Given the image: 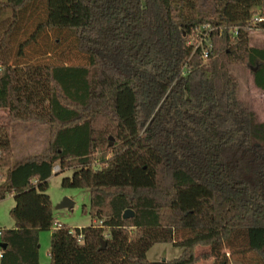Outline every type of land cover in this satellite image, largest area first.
Wrapping results in <instances>:
<instances>
[{"label": "trees", "instance_id": "obj_1", "mask_svg": "<svg viewBox=\"0 0 264 264\" xmlns=\"http://www.w3.org/2000/svg\"><path fill=\"white\" fill-rule=\"evenodd\" d=\"M203 24L206 59L189 42ZM255 28L264 0H0V200L14 199L0 264H39L42 230L50 264H264V122L231 70L264 92ZM46 32H68L81 61H21ZM16 123L47 126L45 148L13 160ZM56 164L76 168L62 186L89 190V226L54 225ZM156 243L182 251L149 261Z\"/></svg>", "mask_w": 264, "mask_h": 264}, {"label": "rangeland", "instance_id": "obj_2", "mask_svg": "<svg viewBox=\"0 0 264 264\" xmlns=\"http://www.w3.org/2000/svg\"><path fill=\"white\" fill-rule=\"evenodd\" d=\"M37 16L28 18L21 32L20 39L25 38L31 31ZM58 37V38H57ZM249 44L258 48L264 47V31L251 30L249 33ZM24 55L21 61L34 62H77L81 57L73 47V38L68 32L57 34L46 32L35 43H31L24 48ZM232 73L238 81L239 97L256 113V121L264 122V92L253 83L251 69L244 64H234L231 67ZM7 111L0 110V124L7 123ZM48 128L45 125L34 123H16L11 134V144L13 149V160L19 161L24 157L41 152L47 144ZM113 142V140H110ZM59 168V165L56 164ZM54 168V167H53ZM75 167H67L58 171H52L49 177V187L47 190L52 200V216L54 225L62 223L71 229L89 226L92 218L89 214V190L87 188L64 187L62 179L71 177ZM5 173V170L2 171ZM4 177H0V184ZM72 202L71 206H59L64 199ZM14 205L12 196L7 195L0 200V226L10 228L14 221L9 215L10 208ZM50 230L39 232V264H50L49 246ZM206 246H198L195 249L196 254L208 251ZM182 249L171 243H156L146 251V257L149 261H158L161 259H173L180 255ZM197 264H212V259L200 260ZM232 264H240L232 261Z\"/></svg>", "mask_w": 264, "mask_h": 264}, {"label": "built area", "instance_id": "obj_3", "mask_svg": "<svg viewBox=\"0 0 264 264\" xmlns=\"http://www.w3.org/2000/svg\"><path fill=\"white\" fill-rule=\"evenodd\" d=\"M263 19L259 15H255L252 17L251 22L257 23L261 22ZM215 27L211 26L210 24H203L199 27V29L195 32L193 37L190 38L189 42H194V48L197 47L201 48V56L202 58L206 59L209 56V52L212 46V43L210 41L211 32L214 30ZM256 29V28H255ZM254 30V29H252ZM59 168L57 166H54L53 171H58ZM55 226H59V223H56ZM2 235V230L0 228V238ZM77 239H81V235L77 236ZM2 256V248L0 247V258Z\"/></svg>", "mask_w": 264, "mask_h": 264}, {"label": "water", "instance_id": "obj_4", "mask_svg": "<svg viewBox=\"0 0 264 264\" xmlns=\"http://www.w3.org/2000/svg\"><path fill=\"white\" fill-rule=\"evenodd\" d=\"M110 140H112V137L109 136ZM109 145H112V142H109ZM72 202L69 199H64V201H62L59 206H71ZM134 215L133 211L131 209H126L123 213V217L124 218H128V217H132ZM5 243L0 242V247L1 248H5Z\"/></svg>", "mask_w": 264, "mask_h": 264}, {"label": "crops", "instance_id": "obj_5", "mask_svg": "<svg viewBox=\"0 0 264 264\" xmlns=\"http://www.w3.org/2000/svg\"><path fill=\"white\" fill-rule=\"evenodd\" d=\"M10 196H12V198H13V195H10ZM51 201H52V200H51ZM13 226H14V224H13ZM13 226H10V228L13 227ZM0 228H2V227L0 226ZM50 232H51V231H50Z\"/></svg>", "mask_w": 264, "mask_h": 264}]
</instances>
